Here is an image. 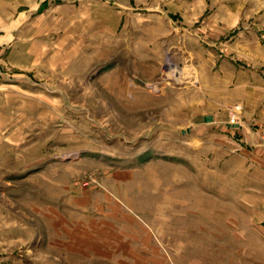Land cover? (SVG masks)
<instances>
[{
    "label": "rangeland",
    "instance_id": "obj_1",
    "mask_svg": "<svg viewBox=\"0 0 264 264\" xmlns=\"http://www.w3.org/2000/svg\"><path fill=\"white\" fill-rule=\"evenodd\" d=\"M0 264H264V0H0Z\"/></svg>",
    "mask_w": 264,
    "mask_h": 264
},
{
    "label": "water",
    "instance_id": "obj_2",
    "mask_svg": "<svg viewBox=\"0 0 264 264\" xmlns=\"http://www.w3.org/2000/svg\"><path fill=\"white\" fill-rule=\"evenodd\" d=\"M203 121L204 122H210V121H212V117L211 116H205Z\"/></svg>",
    "mask_w": 264,
    "mask_h": 264
},
{
    "label": "bare ground",
    "instance_id": "obj_3",
    "mask_svg": "<svg viewBox=\"0 0 264 264\" xmlns=\"http://www.w3.org/2000/svg\"><path fill=\"white\" fill-rule=\"evenodd\" d=\"M172 72L174 73V74H173L174 76H177L178 74H180V72L177 71L176 69H172Z\"/></svg>",
    "mask_w": 264,
    "mask_h": 264
},
{
    "label": "built area",
    "instance_id": "obj_4",
    "mask_svg": "<svg viewBox=\"0 0 264 264\" xmlns=\"http://www.w3.org/2000/svg\"><path fill=\"white\" fill-rule=\"evenodd\" d=\"M233 120V119H232ZM233 122V121H232Z\"/></svg>",
    "mask_w": 264,
    "mask_h": 264
}]
</instances>
